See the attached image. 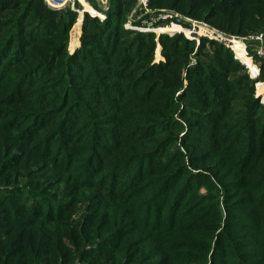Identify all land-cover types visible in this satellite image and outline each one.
<instances>
[{
	"label": "trees",
	"instance_id": "1",
	"mask_svg": "<svg viewBox=\"0 0 264 264\" xmlns=\"http://www.w3.org/2000/svg\"><path fill=\"white\" fill-rule=\"evenodd\" d=\"M88 1L91 2L90 0ZM149 1L148 7L150 9L156 8L154 0ZM192 1L198 4L201 3V0ZM208 1H216L215 3L219 9L224 7L223 0ZM245 1L237 4L239 6L228 7V10L226 9L227 12H219V9H216L217 13L215 14H219L217 17L221 19L227 17L231 21L229 31L233 25H238L246 30L260 28L256 31L262 32L264 30V26L262 25L264 0ZM115 2L116 0H112L110 6L113 7ZM120 3L116 4L114 11H112L113 17L110 18L111 14L108 13L107 19L102 23L98 22L96 18H91L88 14H84L81 50L77 53V56L71 57L64 52V48L68 32L72 23L77 19V14L72 12L67 17L58 14L57 11H52L56 9L47 6L45 0H0V36L4 35L0 38V58L4 53L6 55L4 61L0 63V88L8 85L4 97L5 101L11 104L26 105L32 102L31 99H28V96L38 92L45 95L48 94L47 90L50 87L53 89L59 88V86H62L59 82L64 83L65 79L70 78V70H74L71 63L74 62L78 63L77 65L80 67L78 69L80 70H75L78 73L82 72L83 79V85L80 88L76 87L78 89L77 92L72 91L71 93L68 91L59 93L60 101L53 96L49 99L46 96H40L37 103H41V109L36 112H23L24 114L19 117L17 112L8 110L3 112L2 116L6 117L9 127H15L19 123L23 127L20 137L25 140L21 139V145L28 148V150L19 151L16 156L18 162L23 163L25 159L28 160L29 158L37 160L39 159L38 156L40 159L44 157L48 160L49 158L51 164L58 168L57 171L67 172V174L75 172L79 177V183H83L82 185L76 183L77 186H81L87 190H95L101 199L121 198L128 200L127 205H132L140 194L139 190L141 186L145 190L151 188V184H144V178L150 179L156 174H161V178H156L153 181V193L158 189L153 199L150 202L147 201L143 206L130 209L134 214L144 212L142 226L140 224L135 226L136 219L132 218L130 222L134 228L133 226H125L126 223L123 227V223L114 218L112 222L105 223L103 227L99 228L101 231L103 229L101 232L97 229V226L94 230L89 225L92 223V215L88 211L82 216L83 220L79 223V227L77 226L78 230L75 229L76 226H73V229L69 225H60L61 222L59 221L63 218V213H66L72 205L56 210L53 208L52 202V207L48 204L39 206L38 202L33 203L32 201L39 199V195L43 193H37L34 190L30 192L28 180L19 179L22 174L19 175V172H17L16 179L18 181L14 180V184L12 185L18 188L19 193L23 195V197L18 196L21 199L18 203H21L27 196L28 201L22 208H18L16 204L9 206V209H19L21 211L15 220L12 221V227L5 231L4 236H0V264H74L75 258L86 264H147L148 261L156 257L151 256L155 251L153 249L152 253L139 256L141 254L139 253L140 247L144 246L147 242H152L155 237L157 242L160 240L162 244L158 252L163 251L167 246L168 248L177 249L178 245L182 244L184 240H177L178 236L172 234L170 231L177 229L180 221L184 218H187L189 221L193 220L191 223H196L201 218L200 215L193 213L196 207L194 205L198 201L204 203L202 200L205 199L203 197L198 199L197 194L200 185H193L194 176L192 175L187 182L182 184V186L184 185V190L187 187H194V189L191 191L192 196L190 195L191 197L189 196V199L185 203H181L183 210L180 219L179 217V220L177 219L176 227H172L171 223L172 229H165V233H163L164 231L160 227L159 207H162L163 203L154 204V201H156L159 193H167L171 189L169 181L178 180L180 176L187 172L186 168L182 167L181 164L176 168L173 165L171 166L176 160L169 161L168 164L163 166L164 160L160 158L157 166L155 164L156 167L154 166L147 171H144L143 165L139 163L136 165L138 168L132 171L134 175L128 176L129 180L127 184L120 185L123 182L121 180L126 179L117 175L122 166L133 161L147 160L150 156H140V152L133 150V158L123 159V156L116 154V152L121 150L122 145L125 143L138 144L135 146L137 148L141 146L139 142L142 140L147 138L148 142L150 138L154 139L156 135L161 133L160 131H156L141 136L142 138L140 136L136 138L137 132H135L134 126L131 125L133 124L132 115L140 116L141 112L138 113L139 109L146 107L149 102H160L161 100L154 99L157 96L154 95L156 91L168 90L165 95L167 96L172 90H180L182 83L177 80L174 85L173 79H180L182 74L181 67L184 65V68L189 64L188 55L180 56L182 48L173 46L169 54L165 56V65L153 64L151 66L155 48V36L152 33H135L124 30V21H122L121 17H124L126 12L121 11ZM251 5L257 8V10L252 8ZM257 5L259 6L257 7ZM204 7H206L205 4L200 6L199 11H202ZM96 10L98 9L96 8ZM229 11H231L230 14H228ZM256 14L261 17L260 20H256L257 25L249 24L247 18H253ZM204 21L205 23H209L208 19H204ZM215 27L221 31L223 30L220 26L216 25ZM24 35L26 38L23 37ZM159 40L162 42L163 47H165L167 42L172 41L168 37L164 38V36H161ZM205 42H210L218 50L214 60L206 57L202 58L203 54H199L197 56V65L194 68L192 66L187 68V75H189V70L195 69V81H198L196 87L192 88L197 92L188 101L202 103L201 105L197 103V107H203L204 103L212 102V107L214 108L212 112H209V108H201V114L204 113L202 110L204 109L208 111V114L204 115H209L213 118L209 126L211 131V134H209L210 138L201 140L207 144H211L215 151L219 147H222V155L225 157L228 155L227 157L231 158L234 148L232 142L231 144H227V141L232 140V134L225 139L224 136L231 133V125L235 124V122H232L231 117L238 118L239 129L240 127L245 129L243 132L245 135L243 143L248 144V154H240L239 157L241 160H250V168L257 160L264 157V119L260 120L259 131L246 128L248 116L250 117L253 113L254 106L258 110L261 108V104L254 98L251 100V97L249 98L248 96V99L245 100L243 98L239 102L244 107L243 111L240 112L238 110L237 113L239 114L234 113L237 108L233 106V103L238 101V95H233V92L236 93L240 90V87H244L240 86L241 78L237 77V74H240V72L236 73L234 66L241 65L234 59L232 51L223 44L212 40H205ZM203 44L198 47L199 53L205 50ZM21 50L26 52L25 57H23V52H20ZM189 50H191V47L190 49L184 47L186 53ZM166 52L167 50L164 51V54ZM15 53H17L16 55L20 59L17 62L11 63L10 69L17 68L15 72H12L15 76H12L8 69L5 71L4 69L11 62ZM171 54L173 56H170ZM10 55L11 57L8 58ZM177 57L181 58L182 64L180 63V66L176 67V69L174 68V70L180 69L177 71L178 75L174 76L175 74L167 73V71L172 68V58ZM60 66L63 68L58 69ZM2 72L9 73V75L3 79L1 77ZM241 72L245 74L242 79L248 81L246 85H254L255 82L249 79L243 66H241ZM164 74L170 79H163L165 82H162V80L154 78L155 76ZM233 75H235V78H230ZM86 76L89 78L85 79ZM32 77L42 78L35 80L36 84H26ZM260 80L264 82V64L260 66ZM75 81L76 79L73 80L74 83ZM82 92L85 93V96H87L86 92H91L89 96H91L92 100L83 101L80 98ZM162 97L166 100L164 94ZM95 102H97L96 106ZM249 102H252V104ZM73 103H76L79 108L84 109L83 113L78 117L74 115ZM2 105L9 106L10 104L4 103ZM115 105L117 107H114ZM135 107H139V109H135ZM71 109L73 110L71 111ZM107 112H111L112 115ZM242 113L243 116H240ZM157 119H161L162 122L167 120L161 116H158ZM225 119L229 120L225 121ZM222 121H224L223 128L220 131L219 124ZM162 122L159 121L157 125ZM108 126L112 130L108 129ZM125 128L128 130L126 131ZM6 133H9L8 129L5 130ZM222 137L224 140L220 142L219 139ZM239 138L237 137L235 140ZM154 141L153 149H158L156 151H159L160 145H156V139ZM32 146L38 149H33ZM12 149L7 155L5 153L0 155V179L10 170L7 166H12ZM63 153L65 155H62ZM131 169L124 170V172ZM255 172L254 168L250 170L251 174H255ZM262 173H264V170H262ZM138 174L143 175L139 177L137 176ZM10 178H12L10 175L5 176L3 183L8 185ZM255 182L253 181L247 186L242 187L233 185L235 192L229 201L234 200L237 202L240 199H246L244 200L245 204L249 206V209L254 211L248 210V213H246L244 218L246 229H253L255 234H259L264 239V188H258V184L251 186ZM37 184L48 185L49 182L46 180L45 182H36L33 185ZM4 186H0V198L2 197V199L11 197L7 196V188ZM216 191L217 188L215 186H212L208 190L212 199H215L214 195H216ZM242 192L247 193L246 196H241ZM181 194L183 192L179 193V195ZM178 208L179 204L177 203L173 207H170V215L173 218L170 217L172 219H176ZM256 210H258V213ZM12 213L15 212L13 211ZM23 214L25 216L29 214L32 216L38 215L44 222L40 223L36 230L33 223H24L29 220L22 219L21 215ZM47 221L49 223L55 221L57 222L56 225L60 226L49 230L45 226ZM223 225L228 226L226 223ZM139 229L147 233L146 239L140 240L138 238L136 240L134 238ZM16 231H19L18 234H15ZM182 235L190 238L186 240L187 243L197 245V241L192 237L199 235L198 233L187 229V232L183 234L179 233V236ZM150 237L152 238L150 239ZM64 238H66L67 242H64ZM93 243H96L99 249H102L103 245L105 246H103L104 248L100 253L87 256L85 253L95 246H92L89 250L85 249ZM65 244L68 245L65 246ZM262 244H264V241ZM104 256L106 257L103 258ZM137 256H139L138 260ZM249 258V254H237L233 252L231 259L228 257L229 262L224 264H249L247 262ZM177 261L178 259H175L171 263H177ZM160 264L167 263L161 260Z\"/></svg>",
	"mask_w": 264,
	"mask_h": 264
},
{
	"label": "rangeland",
	"instance_id": "2",
	"mask_svg": "<svg viewBox=\"0 0 264 264\" xmlns=\"http://www.w3.org/2000/svg\"><path fill=\"white\" fill-rule=\"evenodd\" d=\"M90 1L91 2H89L88 0H84L90 10L84 8L79 1H76L74 4L72 2H69L67 5L59 9L52 10L57 11L58 14L64 15L65 17L71 15L72 12L77 14V19L72 23L71 28L68 32L66 46L64 48V52L67 55L75 57L81 50L84 14H88L91 18H96L98 22L102 23L107 19L108 13L111 14L110 18L113 17L112 11H114L116 4L121 2V11H123L124 13L126 12L124 17H121L122 21H124V30H127L128 32L138 33L140 31L135 29L137 28V26L143 28L151 27L154 30L153 32L143 31V33H152L155 36V48L151 66H153V64L165 65V56L169 54L173 46H179L182 48L180 56L188 55L189 57V64L184 68V65L181 67L182 74L180 79H173L174 85L176 84L177 80L182 83L181 89L176 91L172 90L170 91V93H168L167 96L165 95L167 94L168 90L156 91L154 95L157 96L154 99H159L161 101L149 102V104L146 105V107H142V109H139V107H135V109H139L138 113L141 112V114L138 117L137 115H132L133 124L131 125L134 126L136 130L135 132H137L136 138L156 131L161 132L154 138L157 141L156 145H160V150L156 151L158 149H153L155 141L151 138L148 142L147 138L139 142L141 146L137 148H135V146H137L138 144H123L121 150L116 152V154L122 155L123 159L133 158L134 151L140 152V156L146 155L150 157L144 161L139 160L136 162L133 161L131 163L125 164L117 172V175H120L122 178H126L124 180H121L123 182L120 184L126 185L129 180L128 176H133L134 173L132 171L138 168L136 167L137 164L141 163V165H143V170L147 171L148 169L153 168L155 164L157 166L160 158L164 160L163 166L168 164L169 161L176 160V162L172 163L171 166L173 165L176 168L181 164L182 167L186 168L187 172H185L184 175L180 176L178 180L169 181V186H171V189H169L167 193H159V196L156 197V201H154V204H157L159 202L163 203L162 207H159L160 227L162 228V231H164L163 233H165V229H172V227L174 226L176 227L183 210L182 204L189 199V196L192 194L191 191H193L194 189V187H187L184 190V185L182 186V184H184V182H187L192 175L194 176L193 185H200V189L197 194L198 199L202 197L205 199L202 200L204 201V203L198 201V203L194 205L196 207L194 208L193 213L200 215L201 218H199L196 223H191L193 220L189 221L187 218H184L180 221L177 229H172L170 231L172 234L178 236L177 240H184L182 244L178 245L177 249L168 248L167 246L166 249L158 252L161 249L162 244L160 240L157 242L154 237L152 242H147L144 246L140 247L139 253L141 254L139 256L150 254L154 249L155 253L151 256L156 257L148 261L147 264H160L161 260L166 261L167 264H221V262H223L224 264L226 262H229L228 257L231 259L234 252L237 254H249L250 258L247 261L249 262V264H264V244H262L264 239L261 238L262 236H260L259 234H255V232H253V229H246L244 222V218L246 216V213H248V210L251 212L254 211L249 209V206L245 204V198L240 199V201L237 202L234 200L229 201V199L234 196L235 191L233 190V185L242 187L247 186L253 181H256L255 184H252L251 186H256V184H258V188H264V183L262 184V182L264 181V177H262L264 176V173H262V170H264V157L257 161L255 159V164H253L250 168V160L240 159V154H248V144L243 143V138L245 136L243 132L245 129L241 127L239 129L237 121L238 118L235 117H231L232 122H235L234 125H231V133L224 136L225 139L226 137H230L232 134V140L227 141V144H231L232 142V146L234 148V152L231 158L227 157L228 155L226 157L222 155V147H219L215 151V149L212 148L211 144H207L201 140L208 137L210 138L209 134H211V131L209 126L210 122L213 121V118L211 116L204 115L208 114V111L202 109L204 113L201 114V108H209V112H212L214 108L212 107V102H206L203 104V107H197V103L200 105L202 103L188 101L189 98L193 97V95L196 94L197 91L192 88L196 87V83L198 81H195V69L189 70V75H187V68L190 66L194 68L195 65H197V56L199 54H203L202 58L206 57L214 60L216 52H218L214 45H212L210 42H205V40L210 41L207 37H199L192 34L190 35L188 27H195V29L204 27L206 30H213V32L219 35H222L229 39L232 38L235 41H238L241 45H244L246 56H244L243 58L246 60L245 57H247L250 60V63L248 61L245 62L240 59H234L239 65L245 68L249 79L253 80V82L255 83L252 86L246 85L248 84V81L246 79H242L245 74L241 72V66H234L235 72H240V74H237V77L241 78L240 86H244L240 87V90H238L236 93L233 92V95H238V101L233 103V106H236L237 108L235 109L234 113H237L238 110H240V112L243 111L244 107L241 103H239L243 98L246 100L249 96V98L251 97V100L252 98H254L259 101V103L261 104V108L256 110V106H254L253 113L250 115V117L248 116L249 119L246 125L247 129H254L255 131H259L260 120L264 119V104L261 103L262 96H260L261 92L264 93V85L261 89H258L256 84H264V82L260 80V66L261 64H264V44L256 43L251 38L264 34V30L262 32L256 31L260 28L246 30L238 25H233L229 31L231 21L227 19V17L221 19L220 17H217L219 14H215L217 13L215 10L219 9V7H217V4L215 3L216 1L201 0V3L198 4L194 3L192 0H154V5H156V8L154 9H150L148 7V4L150 2L149 0L146 7L140 5V0H116L113 7L110 6L112 0ZM242 1L245 0H223L224 7L219 9V12H227L228 7L239 6L237 4H240ZM204 4L206 5V7H204L202 11H199L200 6ZM258 6L259 5H257V7ZM251 7L257 10V8H255L254 6L251 5ZM96 8L99 11L96 10ZM91 10H94L96 13L102 14L105 18L102 19L98 16V14H93ZM201 12H203L202 15H200ZM164 13L178 14L181 19L180 22L185 28L178 30L181 32H175L171 30L163 31L164 29H175L173 28L174 26L170 22V19H163L160 17V14ZM230 13L231 11L228 12V14ZM204 19H208L209 23H205ZM260 19V15L256 14L253 18H247V22L249 24L252 23L253 25H257L256 20ZM216 25L222 27L223 30L221 31L217 29L215 27ZM262 25L264 26V15H262ZM157 30L160 31L158 32ZM3 36L4 35H1L0 38H2ZM161 36H164V38L168 37L172 41L167 42L165 47H163L162 42L159 40ZM23 37L26 38L25 35ZM201 44L205 46V50L199 53L198 47L201 46ZM262 45L263 52H260L263 54H258L257 48ZM184 47L189 49L191 47V50L186 53L184 51ZM163 49L167 50L166 54H164L165 50L163 51ZM237 50L240 51L238 48ZM20 52H23V57H25L26 52L23 50H21ZM16 54L17 53L14 54L11 62L7 65V67L5 66L6 68L4 69V71L8 69V71L11 72L12 76H15V74H13L12 72H15L17 68L10 69V67L12 66L11 63L17 62L18 59H20ZM170 56H173V54H171ZM5 57L6 55L4 53V55L0 58V63L4 61ZM10 57L11 55L8 58ZM180 63V57L172 58V68L169 69L167 73H172L175 74L174 76H177V71L180 69L174 70V68L176 69V67L180 66ZM77 64L78 63L75 62L71 63V66L74 68V70H70L69 79H65L64 83L59 82L60 84H62V86H59V88L57 89H53L52 87H50L51 89L49 88V90H47V93L50 95H44V93L38 92L36 94L28 96V99H31L32 102H29L26 105L8 103L4 100L7 90L6 88L8 87V85H4L0 88V155L2 153H5V155H7L11 148H13L11 151L13 154L11 157L12 166H7V168H9L10 170H8V172L4 174V177L0 179V186L5 185L4 187L7 188V196H11L6 197L5 199H2V197L0 198V206H2L0 207V236H4L5 231L12 227V221L15 220V218L21 211L19 209H9V206L16 204L18 208H22L23 205L28 201L27 196L22 200L23 203H18L21 200L18 196L23 197V195L19 193L18 188L13 187L12 185L14 184V180L18 181L16 179L17 172H19V175L22 174L19 179L23 178L24 181L28 180V188L29 190H31L30 192H33L32 190H34L37 193H43L42 195H39V199L33 200V203L38 202L39 206L48 204L50 207L53 206V208L56 210L72 205L71 208L66 211V213H63V218H61V220L59 221L61 222L60 225H69L73 229V226H76L75 229L78 230L79 223L83 220L82 216L85 212L88 211L90 212L89 214L92 215V223L89 225H91L94 230L97 226V229L101 231V229L99 228L103 227L105 223L107 224L109 222H112L114 218L118 219L120 223H123V227L125 223V226H133L130 222L132 218L136 219L135 226L139 224L142 226V222L144 221V212L142 211L134 214L130 211V209L135 207L137 208L138 206H143V204H146L147 201L150 202L153 199L155 193L158 190L157 189L153 193V181L156 178H161V174H156L150 179L144 178V184H151V188L145 190V188L141 186V189L139 190L140 194L138 197H136L134 203L132 205H127L128 200H123L121 198L104 200L98 197L95 190H87L83 189V187L81 186H77L76 183H78L79 185H82L83 183H79V177L75 174V172L67 174V172L57 171L58 168L54 167L51 164L49 158L47 160L46 158L41 157L43 159L42 160L38 156L39 159L37 160H34L32 158H29L28 160L25 159L23 163L26 165H24L22 162H18L16 158L19 151L28 150V148L21 145V139L23 138L20 136L22 134L21 132L23 131V127L20 123L15 127H9L6 117L2 116V113L8 110H13L14 112H17L19 114V117H21L24 114L23 112H36L41 109V103H37V101L42 95L46 96L47 99L53 96L60 101L59 93L61 94L68 91H70L71 93L72 91L77 92V88H80L83 85L82 72L78 73V71L75 70L80 68ZM61 68L63 67L60 66L58 69ZM255 70L258 71L255 74L252 73V71ZM3 72L1 73V77L4 79L5 77H7V75H9V73ZM231 77L235 78V75L230 76V78ZM41 78L42 77H32L26 84H36L37 82H35V80ZM88 78V76L85 77V79ZM154 78H158L162 80V82H165L163 79H170L165 74L155 76ZM74 79H76L75 83L73 82ZM90 93L91 92H86L87 96H85V93L82 92L80 98H82L83 101L92 100L91 96H89ZM163 94L166 100L163 99ZM1 102L10 105L4 106L2 105L4 103L1 104ZM249 103L252 104V102ZM96 104L97 102H95V106ZM114 107L117 106L115 105ZM72 108H74V115L76 117L81 115L84 111V109L79 108L76 103H73ZM72 110L73 109H71V111ZM107 113L112 115L111 112ZM158 116H161L162 118L165 117L167 120L162 122L161 119H157ZM240 116H243V113ZM42 120L44 121V119ZM227 120L229 119H225V121ZM159 121L162 123L157 125ZM223 122L224 121L219 124L220 131L223 128ZM154 125L156 128L154 127ZM110 128L111 127L108 126V129ZM6 129L9 130V133H6L7 135L5 134ZM125 130L127 131L128 129L125 128ZM237 137L240 138L238 140H235V138ZM224 139L222 137L219 140L220 142H222ZM103 140L105 141V139ZM32 148L36 150L38 149L34 146H32ZM62 155H65V153H63ZM129 168L132 169L130 171L124 172V170H127ZM252 168L256 170L255 174L250 173V170ZM7 175H10L12 177L10 178V183L8 185L3 183V181L5 180V176ZM142 175L143 174H138L137 176L141 177ZM46 180L47 182H49L48 185H33L36 182H45ZM212 186H215L217 188V193L216 195H214L215 199H212L208 193V190H210ZM180 192H183V194L179 195ZM241 194V196L244 197L247 193L242 192ZM176 203L179 204L176 215L177 217L176 219H172L173 216L170 215V207H173ZM99 209L101 210L99 211ZM13 211L15 213H12ZM256 212L258 213V210H256ZM21 218L28 219L29 221H26L24 223H33V226L36 230L37 226L40 223L44 222V220L42 218H39L38 215L32 216L29 214L28 216H25L23 214L21 215ZM46 223L47 224L45 226L49 228V230L54 229L56 226H60L56 225L57 222L55 221L50 223L47 221ZM225 223L228 224V226H224L223 224ZM170 224L172 227L170 226ZM209 224L213 225L210 226ZM187 229H191V231H195L199 234L192 237L197 241V245L187 243L186 240H189V237L185 235L179 236V233L183 234L187 232ZM18 232L19 231H16L15 234H18ZM146 237L147 233L140 229L134 235V238L136 240L138 238H140V240H144L146 239ZM151 238L152 237H150V239ZM53 240L55 241L54 237ZM64 242H67L66 238H64ZM66 245L68 244H65V246ZM96 245V243L90 244L89 247H87V249L85 250H89L92 246L95 247L87 251V253L85 254H87V256H90L94 255V253H100V251L104 248L103 246H105L103 245L102 249H99L97 247L98 245ZM216 253L217 255L214 256ZM107 256L109 257V255ZM139 256H137V260ZM105 257L106 256H104L103 258ZM175 259H178L177 263H171V261H174ZM74 264L86 263L80 262L78 258H75Z\"/></svg>",
	"mask_w": 264,
	"mask_h": 264
},
{
	"label": "built area",
	"instance_id": "3",
	"mask_svg": "<svg viewBox=\"0 0 264 264\" xmlns=\"http://www.w3.org/2000/svg\"><path fill=\"white\" fill-rule=\"evenodd\" d=\"M76 1H79V0H45L47 6L50 7V8H52V9H59V8L65 6V5H67L69 2H72L74 4ZM147 2H148V0H140V5L143 6V7H146L147 6ZM160 13H163V12H160ZM93 14L96 15L97 13L95 12ZM160 17L163 18V19H170V22L174 26L173 28H176V30H174L175 32H181V31H178V30H180L182 28H185V27L182 26V23L180 22L181 19H180V17H179L178 14L164 13V14H160ZM139 28H143V27H138L137 26V28H135V29L137 30ZM147 28L150 29V31H148V32H153L154 31L151 27H147ZM197 29H199V28H196L195 29V27H188V30L190 32V35L192 34V35H196V36H199V37L204 35L206 37L208 35L207 32H210L211 33L210 34L211 37L207 36V38L210 39V40H214L217 43H220V42H218L219 40H217V36H222V35H219V34L213 32V30L212 31L209 30V29L206 30L204 27L202 28V31H203L204 34H199V33H197ZM223 39L225 40V42H222L220 44H223L226 48L230 49L232 51V53L234 54V58L235 59H241V56L239 55L241 52L243 54H245V56H246V52L244 50V48H245L244 45H241L240 44L241 47L238 48V49H241L240 51L234 50L233 49V44H235L238 41H235L232 38L229 39V38H226V37H224ZM251 39L254 42H256V43L264 44V34H261L260 36H255V37H253ZM257 49H258V54H263V53L260 52V51L263 52V45L260 46ZM257 71L258 70L252 71V73L255 74ZM263 85H264L263 83H257L256 84V86H257L258 89H261L263 87ZM260 96H262L261 97V103L264 104V93L261 92L260 93Z\"/></svg>",
	"mask_w": 264,
	"mask_h": 264
},
{
	"label": "bare ground",
	"instance_id": "4",
	"mask_svg": "<svg viewBox=\"0 0 264 264\" xmlns=\"http://www.w3.org/2000/svg\"><path fill=\"white\" fill-rule=\"evenodd\" d=\"M79 2L82 4V6L84 7V8H86L87 10H90V8L87 6V3H85L84 2V0H79ZM92 11V13H95V11L94 10H91ZM98 14V16L99 17H101L102 19H104L105 17L102 15V14H99V13H97ZM137 30H139V31H144V32H146V31H150V29L149 28H139V29H137ZM174 31V30H176V28L175 29H168V30H163V31ZM158 32L160 31V30H157ZM197 33H199V34H204L203 33V31H202V28H199V29H197ZM207 36H209V37H211V33L210 32H207ZM204 36V35H203ZM206 36V37H207ZM224 37L223 36H217V40H219L218 42H220V43H222V42H225V40L223 39ZM236 47V48H235ZM241 46H240V43L239 42H236L235 44H233V49L234 50H237V48H240ZM239 50H241V49H239ZM240 56H241V59L240 60H242V61H248L249 63H250V60L247 58V57H245L246 58V60L243 58L244 56H245V54H243L242 52L239 54ZM254 69V68H253Z\"/></svg>",
	"mask_w": 264,
	"mask_h": 264
}]
</instances>
